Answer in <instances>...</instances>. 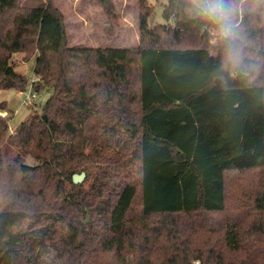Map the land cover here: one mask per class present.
I'll use <instances>...</instances> for the list:
<instances>
[{
    "label": "trees",
    "instance_id": "1",
    "mask_svg": "<svg viewBox=\"0 0 264 264\" xmlns=\"http://www.w3.org/2000/svg\"><path fill=\"white\" fill-rule=\"evenodd\" d=\"M141 7L138 48H79L67 45L63 14L52 0L30 7L0 0V89H26L19 54L21 61L34 58L36 94L51 90L45 118L30 115L13 136L0 116V264H113L103 256L110 251L114 264H264V190L252 198L257 225L246 244L238 225H224L223 247L235 253L229 258L211 237L198 241L210 227L200 223L187 232L178 221L223 211L226 173L264 166V74L244 61V51L231 68L225 52L209 50L200 38L219 20L204 13L201 0H167L162 16L172 22L157 27L171 36L168 44L157 34L143 44L154 33L151 7L146 0ZM251 12L243 7L238 18L229 8L220 23L256 27ZM255 29L249 41L258 45L263 31ZM184 32L190 42L180 45ZM95 128L107 136L93 134ZM130 141L138 151L137 216L134 182L123 181L109 206L96 203L100 191L72 182L85 159L105 161L106 151L127 150ZM7 146L37 163H25L17 150L8 161ZM117 162L110 168L118 170ZM153 215L160 219L149 227Z\"/></svg>",
    "mask_w": 264,
    "mask_h": 264
},
{
    "label": "rangeland",
    "instance_id": "2",
    "mask_svg": "<svg viewBox=\"0 0 264 264\" xmlns=\"http://www.w3.org/2000/svg\"><path fill=\"white\" fill-rule=\"evenodd\" d=\"M44 0H18V3L23 6H34L41 3ZM107 6L103 5L99 0H52V3L63 14L65 29L67 33V45L69 47H127L136 49L142 45V40L139 30V18L144 13L145 9L141 7V0H107ZM146 3L151 7L152 14L148 18V26L154 35L145 36L143 44L149 40H155V35L160 37V43H171V36L165 34L157 27L158 23H164L162 11L167 0H146ZM227 6L230 8V12L234 13L237 10L238 18H241L243 7L252 10L253 19H257L260 23L252 22L253 26L246 29L241 24L230 23L229 35L225 36L222 31V24L219 20L214 27H207L206 33L202 41L205 42L209 50L215 54V52H225L228 58L229 66L234 68L238 61V52L241 53L244 61L249 65H252L256 72L264 74V0H227ZM242 10V11H241ZM254 10V11H253ZM218 20V19H217ZM171 19L166 21V24H170ZM255 28L262 29V34L258 41V45H253L249 41L250 30L258 31ZM183 39L180 45H186L190 42L189 33H183ZM185 34L186 37H185ZM200 37L199 35H197ZM185 39V40H184ZM198 39V38H197ZM199 41L197 44H202ZM173 45V43L171 44ZM20 55H14V59H19L16 64L17 71L21 72L28 80V84L24 91H19L14 88L0 89V103L5 102L6 106L0 110V116L4 111L6 115L4 118L7 120V136H13L15 134L16 126L32 114L45 115L42 108L44 102L51 94V90H44L37 93L32 100V104L25 105L23 100L26 96L28 85L31 78L35 77L33 72L34 58L26 61L20 60ZM250 61V62H248ZM34 86V85H33ZM107 136V129L105 131H92ZM6 136V137H7ZM8 138V137H7ZM111 142L114 141V137L110 138ZM130 147L127 150H120L119 152L106 151L105 161L99 157L85 159L81 165L82 171L85 172L84 179L81 186L84 190H94V192L100 191L102 195L96 197L95 201L99 204H104L107 200V206L111 202L114 192H116L118 186L123 181H132L136 184L137 194L133 201V216H137L140 210L141 198L139 181L140 175L138 169V159L136 158L137 147L136 143L131 142L128 144ZM8 153L5 158L11 161L16 156L17 151L20 152V157L27 164H36L37 160L23 149L7 146ZM34 151L33 149V155ZM125 154V155H120ZM117 160L119 169L110 166L113 160ZM123 163L126 165L123 167ZM79 167H80V163ZM78 167V168H79ZM80 173V171L75 172ZM39 181V180H38ZM264 190V166L247 169L241 171H228L226 173V207L220 212H195L187 215H180L178 217L179 224L187 227L189 232L190 227H198L201 224H205L207 229L210 227L211 232L199 233L198 241H205L207 237H211V243L216 244V250L221 249L226 257L234 256L235 253L229 252L223 247L222 233L224 225L226 223H233L246 232L242 236L243 244H246L250 237L251 228L253 222H256V215L254 216V209L252 207V198L258 193ZM160 219L158 215H153L148 218L147 224L150 226L157 224ZM249 229V230H248ZM248 230V231H247ZM148 234V231H144ZM152 236V235H150ZM246 236V238H245ZM245 238V239H244ZM264 239V236L262 237ZM166 235L163 233L161 237L162 241H165ZM130 254V253H129ZM126 255L127 258H133V253ZM104 258L109 262H113L116 259L115 252L110 251L105 253Z\"/></svg>",
    "mask_w": 264,
    "mask_h": 264
},
{
    "label": "clouds",
    "instance_id": "3",
    "mask_svg": "<svg viewBox=\"0 0 264 264\" xmlns=\"http://www.w3.org/2000/svg\"><path fill=\"white\" fill-rule=\"evenodd\" d=\"M201 5L202 10L209 17L226 21L229 14L227 0H201ZM222 31L225 36L229 35L230 27L227 23L222 24Z\"/></svg>",
    "mask_w": 264,
    "mask_h": 264
},
{
    "label": "built area",
    "instance_id": "4",
    "mask_svg": "<svg viewBox=\"0 0 264 264\" xmlns=\"http://www.w3.org/2000/svg\"><path fill=\"white\" fill-rule=\"evenodd\" d=\"M37 78L36 77H33V78H31V80H30V83H29V85H28V90H27V93H26V96H25V98H24V100H23V103L25 104V105H30V104H32V100L35 98V96H36V91L34 90V88H33V82L36 80ZM6 111H4L3 112V114H2V117H4L5 115H6ZM198 263V261H195L194 262V264H197Z\"/></svg>",
    "mask_w": 264,
    "mask_h": 264
},
{
    "label": "water",
    "instance_id": "5",
    "mask_svg": "<svg viewBox=\"0 0 264 264\" xmlns=\"http://www.w3.org/2000/svg\"><path fill=\"white\" fill-rule=\"evenodd\" d=\"M42 117L45 118L44 115ZM84 176H85V172L84 171H81L80 173H74L72 175V182L74 184H78V183L82 182V180L84 179Z\"/></svg>",
    "mask_w": 264,
    "mask_h": 264
}]
</instances>
